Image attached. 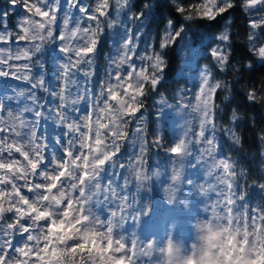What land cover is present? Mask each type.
Masks as SVG:
<instances>
[{"label": "trees", "instance_id": "trees-1", "mask_svg": "<svg viewBox=\"0 0 264 264\" xmlns=\"http://www.w3.org/2000/svg\"><path fill=\"white\" fill-rule=\"evenodd\" d=\"M63 2L64 0H61L62 5ZM81 2L83 3L84 0ZM87 2L91 6L95 4V0H87ZM133 2L136 9L139 10L147 0H133ZM153 2L160 5L159 11L165 18V22L160 26L159 34L155 28L150 33L147 28L143 29L146 36H142L141 39H150L153 47H155L157 41L162 40L165 35L164 29L167 27V20L172 19L175 22L180 18V22L183 23L181 14L176 12V8L184 7L191 14L196 15L197 9L194 6L207 4L209 0H153ZM216 2L219 3V0ZM230 2L235 7L223 14L218 13L216 21H208L197 16L195 22H189V24L195 25L196 37L192 46H197L199 51L194 61L195 70H192L191 73L207 69L211 73L213 82L219 81L222 85V88L218 89L213 97L214 101L208 116L211 115L213 121L215 106L214 127L217 129V139L221 141L224 148L223 153L217 158L215 143L205 135L212 122L209 125L206 124L205 127L200 126L198 129L194 127L191 131L192 135H190L191 157L188 161L183 162L184 167L182 168L185 171L183 170L184 176L181 182L184 186L189 187L186 193H190L194 188L190 184L192 179L198 180L202 178L204 172L214 171L213 177L209 178L213 185L209 190L214 187L209 194V200L213 202V206L220 207V203L225 200L231 206L228 220L230 229L227 230L228 234H235L234 250L239 248L242 253L245 250L244 245L249 244L257 253L256 258L251 260V264H259L258 260L264 259V158L261 157L264 145L260 143L257 137L264 136V132H261V128L264 127V106H262L264 105V63L258 62L260 58L255 56L254 52L249 53L251 45L248 36L253 31L250 28V22L264 18V10L259 8L255 10L243 9L242 0H230ZM243 2L246 3V0ZM5 11L8 14L9 30L13 32L14 36L16 29L13 28L16 26L17 17L24 14L19 0L17 5H11L9 0H0V12ZM211 25H215V27H211ZM85 26L87 25L81 24V27ZM129 26L135 31L134 25ZM225 30L232 38L233 48L230 51L232 52L231 65L233 67L219 70L215 59L210 55L209 46L214 47L212 41L218 39ZM106 31L111 32L112 30L106 28ZM256 31L259 32L260 30L257 29ZM189 38L193 39L192 33H189ZM17 43L23 47L26 42L11 43L13 50L16 49ZM0 46L7 47L3 41H0ZM112 51L113 48L106 45L98 56L95 69L97 76L104 72L107 64L105 57ZM151 51L152 48H149L147 52L142 53V48L137 49L138 53L145 55L150 54ZM167 51L168 66L165 69L164 80L163 74H161L162 86L159 88L150 84L141 86L132 80L130 82L131 88L127 87L128 82H126L123 92L114 89L113 91L116 93L113 97L114 102L106 111L101 112L99 120L93 119L91 114L89 115L86 124L88 129L86 131L87 140L77 142L84 146L81 149V155L64 160L63 171L73 173L79 170L82 180H87L95 168H102L103 163L101 161L111 160L117 151L123 153L117 163L122 160L127 169L126 171L117 169L118 175L120 173L125 181L122 185L124 199L119 196L109 199L105 196L99 204L92 207L87 201L77 197L76 205L72 203L67 210L68 212L64 209L66 215L62 218L64 221L61 223L62 227L59 228L57 225L52 229L55 235L49 233L51 237L49 241L50 251L65 247V243L59 241L60 237L65 238L69 249L73 245H79L81 237L86 238L83 248L77 247L74 254L64 257L65 264H81L82 260L87 264H119L115 259L118 256L117 249L113 247L115 241L123 243L125 255H130L128 263L131 262L132 264H142L139 258L143 254H147L151 246H154L158 253L160 249L163 251L168 243L167 239L174 241V237H178L180 232H184L186 239L184 244L182 242V247H185V243L187 246L192 242L189 236L185 234L187 231L185 228L194 227L195 224L189 223V226L185 227L186 224L183 221L188 220L186 216L193 214L194 209H189L185 213L181 208L186 203L191 205V198L189 197L191 193L187 196L184 194L182 197L171 195L173 187L170 184L171 179L175 178L176 168L179 166L178 158L182 141L179 137L180 134L176 132V124L173 122L172 113H169V109L172 110L182 103L179 102L177 93L181 89L189 87V84L188 80L179 77L183 62L179 47L169 48ZM133 59L135 60V57ZM64 62L65 59L60 53L59 47L46 44L45 51L40 55V64H43L44 68L41 69L39 65L34 63L32 75L36 77L43 74L50 91L53 89L59 91L58 86L62 82L58 80L57 69ZM136 66L139 69L141 63L137 61ZM248 66L255 70H247ZM144 67L146 74L150 73L147 63H144ZM1 78L0 97H7V92L16 93L15 91L20 89L27 91L31 87L26 81L16 80L11 76L8 77L10 79L7 81H3ZM73 79L79 83L84 77L78 72L73 76ZM95 79L94 77V82ZM11 86L13 88L16 86L19 90L14 89L12 91ZM189 88L191 94L188 95V100L191 106L199 90L197 83H193ZM250 91L257 93L254 102L246 99V95ZM36 95L40 97L41 102L46 101L48 107L55 108L58 98L40 89L36 90ZM225 97L228 99L225 100ZM6 102L7 100L5 104ZM26 103L30 104L31 101L21 98L19 106L23 108ZM78 106L81 109L78 110L77 117L89 111L88 106L83 103ZM141 109L143 116L137 122L139 125L137 128L132 121L135 120ZM233 111L236 112L238 118L236 126L229 123ZM6 113L7 110L5 109L4 117ZM54 121V119H43L40 131L43 130V133L53 132V136H57ZM229 127H233L236 134L241 136L243 143L239 150L225 143L222 129ZM106 132L108 135H105ZM203 138L210 140L211 146L206 149L208 159H205V151H203ZM115 144H118V147L113 149L112 145ZM173 148L178 149L175 156L171 155ZM197 149L200 150L197 151ZM49 151L60 155L55 148ZM224 157H230V159L221 163L219 158ZM158 178H160L159 181ZM122 182L121 179L116 183L119 185ZM117 191H119V187H117ZM175 199H178L177 203L180 204H177ZM170 200L174 202V205H169L168 201ZM63 201L64 199L60 200V203ZM194 201L197 202L195 204V210H197L201 206L200 200L194 199ZM149 204L152 206V213L144 217V211ZM118 206H122V208ZM90 207L91 211L89 210ZM189 208L191 207L189 206ZM77 211L82 213L79 215L80 219L76 217ZM113 213L114 215H112ZM94 215L100 217V222L103 225L102 231H107L109 234L111 232L109 240L95 232L91 220ZM183 218L184 220H182ZM191 222L196 223V218H192ZM211 225L220 229L217 223ZM89 229L92 230L89 231ZM19 240L20 237H17V241ZM129 242H133L130 248ZM234 250L225 256L219 248H214L210 258L219 260L222 264H236L239 258H233Z\"/></svg>", "mask_w": 264, "mask_h": 264}, {"label": "snow or ice", "instance_id": "snow-or-ice-1", "mask_svg": "<svg viewBox=\"0 0 264 264\" xmlns=\"http://www.w3.org/2000/svg\"><path fill=\"white\" fill-rule=\"evenodd\" d=\"M9 3L17 5L18 0H9ZM19 3L24 14L17 17L16 26L13 28L16 29L14 36L9 30L7 12H0V41L7 45L0 46V77L11 76L16 80L26 81L31 86L27 91L20 89L13 97H0V264H65L64 257L74 254L77 247L83 248L86 238L81 237V243L73 245L71 249L67 247L64 237L59 238L60 242L65 243L63 249L55 248L50 251L47 243L43 248L39 247L42 240L46 242L51 238L49 233L55 235L52 229L64 222V208L69 203L64 200L57 207L59 199L53 193L61 194L73 189V197H80L92 207L99 204L105 196L109 199L117 196L124 199V177L117 173V169L127 170L122 160L117 163L123 155L122 151L115 152L114 157L107 162L101 161L103 167L95 168L87 180H82L79 170L73 175L65 176L63 173V161L81 155L84 146L77 142L81 139L79 133L87 131L85 123L89 115L99 120L101 112L106 111L114 102L116 93L113 90L123 92L126 82L129 88L132 87V80L141 86L150 84L155 88L161 87L168 66L166 57L169 48L179 47L180 52H184L187 47L191 55L186 57V62L190 63L195 58L196 48L192 46L196 37L195 25L189 22H195L197 16L216 21L218 13L223 14L235 5L230 0H219V3L209 0L207 4L194 6L197 9L196 15L184 7L176 8L183 23L180 18L175 22L172 19L167 20L163 39L158 40L153 47L150 39H141L146 36L143 29L147 28L150 33L155 28L159 34V28L165 22L159 11L160 5L153 0H147L139 10L133 0H95L94 6L89 5L87 0L83 3L81 0H64L63 5L61 0H19ZM242 7L248 10H264V0H246V3L242 0ZM81 24L87 26L81 27ZM129 25H134L135 31ZM106 28L112 31H106ZM250 28L253 31L248 36L251 45L249 53L254 52L260 58L258 62L264 63V18L252 20ZM257 29L260 31L257 32ZM189 33L193 34V39L189 38ZM231 39L225 30L218 39L212 41L215 46H209L210 55L215 59L219 70L233 67ZM18 41L26 43L23 47L17 43L13 50L11 43ZM46 44L57 45L65 59L64 64L57 69L58 80L62 82L59 91H50L43 74L36 77L32 75L34 63L41 69L44 68L40 64V55L45 51ZM106 45L112 47L113 51L105 57L107 64L104 72L97 76L96 61ZM138 48H142V53L149 48L152 51L145 55L138 53ZM19 61L23 62L17 63ZM137 61L141 63L139 69L136 66ZM144 63L150 68L148 74ZM247 70L255 69L248 66ZM201 71L204 72L201 77L202 84L213 99L222 85L219 81L210 82L211 73L207 69ZM78 72L84 77L79 83L73 79ZM37 89L58 98L57 107L50 108L46 101L41 102L36 95ZM21 98L30 100L31 103H26L15 115L8 111L7 116L11 121L9 123L3 115L5 101H19ZM256 98L255 91L246 95L250 102H254ZM81 103L87 105L89 111L73 119L69 115V109L76 111V106ZM215 112L214 106L212 125L205 135L215 143L218 158L223 153L224 145L217 139ZM25 113H31L32 118H25ZM142 116L141 109L132 121L135 127H139L137 122ZM45 118L54 119L61 125L60 135L51 139L38 135L41 121ZM237 119V114L233 111L229 123L236 126ZM222 131L225 143L239 150L243 141L234 128L229 127ZM65 132L68 133L67 136L64 135ZM261 132H264V127ZM105 135H108L107 132ZM257 138L264 145V136ZM112 147L115 149L118 144ZM52 148L60 155L49 151ZM177 151V148H173L171 155L175 156ZM261 157L264 158V151ZM219 159L223 163L230 157ZM58 178L59 185L53 187ZM121 179L122 184L117 185L116 182ZM89 210L91 211V207ZM17 237H20L19 241ZM132 243L129 242V248ZM81 264L87 262L82 260Z\"/></svg>", "mask_w": 264, "mask_h": 264}, {"label": "rangeland", "instance_id": "rangeland-1", "mask_svg": "<svg viewBox=\"0 0 264 264\" xmlns=\"http://www.w3.org/2000/svg\"><path fill=\"white\" fill-rule=\"evenodd\" d=\"M194 48H196V53H195V58H196V55L199 54V51H198L197 46H194ZM188 55H191V54L188 53L187 47H185L184 52H180V56L183 59V62H182V67H181L182 72L179 73V77H182L183 79L188 80L189 87H191L193 85V83H197L199 92L197 93V95H195L194 103L191 104V106H190V104H189L190 101L188 100V95L190 96V94H191L190 88L187 87L185 89H181L180 92L177 93V95L179 97V102H182V103L178 104L172 110L169 109V113L170 112L172 113L173 122L176 124V126H175L176 132L178 134H180L179 137L182 141V143H181L182 146H180L179 158H178L179 166H178V168H176L175 178L171 179L170 184H172L171 187H173V189H171V195L173 194L175 196L182 197V195H184V194H185V196H187L191 193V196H189L191 198V205L186 203L191 208L188 207L187 209H185L184 203H183L184 204L183 207H181V208L185 213H187V211L189 209H194L193 214L187 215L188 217L186 216V218H188L187 221H185L184 218L182 219V220H184L183 223L186 224L185 227L189 226V223L192 225L195 224L194 227L185 228V229H187V231H185V234L189 236V238L192 240V242L187 246L185 243V247L184 246L182 247L181 244H182V242L184 244V241L186 239L184 237L185 236L184 232L183 233L180 232L178 234V237H176V238L174 237V239H173L174 241L167 239L168 240L167 245L164 247L163 251L160 249L159 253L154 248V246H151L149 248L148 253L143 254L142 257L139 258V259H141L142 264H167V253L165 250L167 249L170 242L174 243L175 245H178L180 247L181 257L189 255L193 251L192 245L196 244L197 246H199V244H200L199 236L201 235V231H200V229H198L196 227L197 224H203L205 222H210V224L217 223V225L220 227V229H228V230L230 229L228 220L230 218L229 213H231V209H230L231 206L227 203L226 200L224 202L222 201L220 203V205H219L220 207H217L215 205L213 206V202L211 200H209V198H210L209 194H210L211 190L214 188L213 187L212 189L209 190V188H211L213 186L211 183V180L209 179L210 177H213V175H214L213 170L208 171L206 173L204 172L202 178H200L198 180L192 179V181H190V184L192 186H194V188L192 191H190V193H186L187 189L189 187L184 186L183 183L181 182V180L184 176V171H185L184 168H182V167H184L183 162L188 161L189 158L191 157V146H192V144L190 142V140H191L190 135H192L191 131L194 127H197V129H198V128H200V126L205 127L206 124L209 125L212 122V116L211 115L208 116V115L211 112L210 111L211 105H212V102L214 101L211 98V96L208 95L205 86L202 84L201 77L204 75V74H202L203 71H201V72L198 71L197 73H191L192 70H195L194 69L195 68L194 61L196 59L194 58L190 63H188V62H186V57ZM1 79H3V81H7L10 78L2 77ZM213 81L214 80L211 77L210 82H213ZM11 87H10V89H12V91L14 89H17L16 86L14 88L13 87L11 88ZM17 90H19V89H17ZM15 92H17V91H15ZM15 94L16 93L7 92L6 96L7 97H13V96H15ZM19 103H20V100L19 101H17L16 99H13L11 101L7 100V102H6L7 113H8V111H12L14 115L16 113H18L20 111V109H22L19 106ZM58 104H59V100H56V106L55 107H57ZM18 106L20 107V109L18 108ZM79 109H81V107H79L78 105L76 106V111H72L71 109H69V115L73 119L78 118L77 113H78ZM7 113L5 116V120H8L9 123H11V121L9 120V118L7 116ZM25 114H26L25 118H27V119L32 118L31 113H25ZM16 123L19 124V121H17ZM86 124H87V121L85 123V127H86ZM54 126H55V129L57 130L56 131L57 136L60 135V132H62L61 125L59 123H57L56 121H54ZM47 130H49V129H47ZM86 133H87L86 131L83 133H79V135L81 136V139L79 140V142L87 140ZM38 135L46 136L49 139H51L52 137H55V136H53V132L52 133H50V132L43 133V130H41L38 133ZM64 135L67 136L68 133L65 132ZM209 142H210V140H205L203 138L202 143H203V149H204L203 151H205L204 154L206 156L205 159H208V154H206V149H207V147L209 148V146H211ZM55 154H57V153H55ZM63 163H64V161H63ZM63 167H64V164H63ZM70 172L71 171H67V172L63 171L65 176L73 175L75 171L73 173L72 172L70 173ZM159 180H160V178H158V181ZM58 185H59V179H57V181L55 182L53 187H56ZM72 191H74V190L69 189L67 192H64L63 197H61L60 193H53V195L59 199V203L57 204V207H59L60 204H62V203H60V200H62V199L65 200V198H67L66 199L67 201L71 202V203H68V205L64 208L65 211H67L71 207L72 203H74L76 205V201H78V198L73 197L71 195ZM194 199L200 200L199 204L201 206H199L200 208L197 210H195L196 209L195 204L197 202H195ZM177 200L178 199H175L174 201H176V203H177ZM177 204H180V203H177ZM181 206H182V204H181ZM77 213L78 214L76 217L79 218V215H82V213H80L78 211H77ZM65 215H66V213L63 215V217ZM192 218L193 219L196 218V223L191 222ZM91 220H92L93 228L95 229V232L97 234L100 233L103 238H106L109 240L110 239L109 235L111 234V232L109 234V233H107V231H102L103 225H102V222H100L101 221L100 217L97 215H94V216H92ZM57 227H59V228L62 227L61 223H59ZM49 241H50V239L46 242L42 240L39 247L43 248L45 246V243H47L49 245ZM114 243L115 244L113 245V247H114V249H117V253H118L117 258H115V259L119 262V264H129V263L132 264L131 262L128 263V261H129L128 259L130 258V255H125L126 252L123 249V246H124L123 243H119L117 241H115ZM244 247H245V250L242 253L240 252L239 248L234 250L233 258H239V260H238V262H236V264H239L241 258H243V260L248 261V264H251V260L253 258H256L257 253L253 247H251L249 244H245ZM258 262H259V264L260 263L264 264V259L260 258L258 260Z\"/></svg>", "mask_w": 264, "mask_h": 264}, {"label": "clouds", "instance_id": "clouds-1", "mask_svg": "<svg viewBox=\"0 0 264 264\" xmlns=\"http://www.w3.org/2000/svg\"><path fill=\"white\" fill-rule=\"evenodd\" d=\"M60 195L63 197V193ZM168 203L174 205L171 200ZM184 207L187 209L189 206L185 204ZM151 213L152 206L149 204L144 211V217L151 215ZM196 227L201 231L199 246L193 244V251L189 255L181 257L180 247L170 242L165 250L167 264H222L221 261L210 258L213 249L219 248L225 256L235 249V234H228L227 229L214 228L209 222L197 224ZM91 230L89 229V231ZM239 264H248V261L241 258Z\"/></svg>", "mask_w": 264, "mask_h": 264}, {"label": "bare ground", "instance_id": "bare-ground-1", "mask_svg": "<svg viewBox=\"0 0 264 264\" xmlns=\"http://www.w3.org/2000/svg\"><path fill=\"white\" fill-rule=\"evenodd\" d=\"M91 122V121H90Z\"/></svg>", "mask_w": 264, "mask_h": 264}]
</instances>
